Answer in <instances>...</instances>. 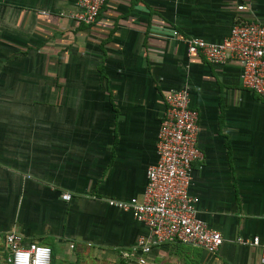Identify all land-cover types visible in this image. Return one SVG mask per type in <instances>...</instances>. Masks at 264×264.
I'll use <instances>...</instances> for the list:
<instances>
[{"label": "crops", "instance_id": "1", "mask_svg": "<svg viewBox=\"0 0 264 264\" xmlns=\"http://www.w3.org/2000/svg\"><path fill=\"white\" fill-rule=\"evenodd\" d=\"M75 2L0 0V251L15 231L50 264H261L236 239L264 241V100L234 60L187 55L185 40L264 23V0H104L89 25L65 15ZM182 85L202 154L188 192L223 241L131 254L147 231L107 200L140 199L164 96Z\"/></svg>", "mask_w": 264, "mask_h": 264}, {"label": "built area", "instance_id": "2", "mask_svg": "<svg viewBox=\"0 0 264 264\" xmlns=\"http://www.w3.org/2000/svg\"><path fill=\"white\" fill-rule=\"evenodd\" d=\"M104 0H76L65 15L72 21L92 24ZM237 10H244L239 4ZM186 54L200 53L211 64L228 59L239 65L238 80L243 88L264 100V23L237 18L228 35L220 42L198 37L185 40ZM198 114L189 106L187 86L170 88L164 96L163 112L156 132V160L145 170V186L140 199L107 200L114 208L131 212L146 229L130 248L131 254L145 255L163 244L182 243L215 252L223 239L197 216L194 199L188 192L192 163L201 160L197 146ZM68 193L61 194L69 200ZM8 264H50V248L34 242H23L15 231L5 235ZM242 246L259 248V262L264 264V241L257 236L237 238ZM139 262H142L139 259Z\"/></svg>", "mask_w": 264, "mask_h": 264}, {"label": "rangeland", "instance_id": "3", "mask_svg": "<svg viewBox=\"0 0 264 264\" xmlns=\"http://www.w3.org/2000/svg\"><path fill=\"white\" fill-rule=\"evenodd\" d=\"M6 257V254L0 251V264H7Z\"/></svg>", "mask_w": 264, "mask_h": 264}]
</instances>
